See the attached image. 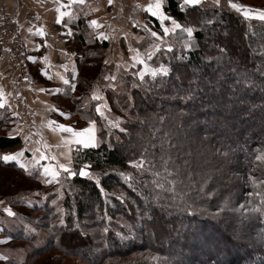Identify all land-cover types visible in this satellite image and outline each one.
<instances>
[{"label": "trees", "instance_id": "trees-1", "mask_svg": "<svg viewBox=\"0 0 264 264\" xmlns=\"http://www.w3.org/2000/svg\"><path fill=\"white\" fill-rule=\"evenodd\" d=\"M230 5V0H202L194 6L165 0L168 16L194 29L199 49L183 48L188 40L183 28L171 33V52L163 50L146 61L172 67L163 81L147 74L140 81L133 75L141 67L138 63L109 80L106 42L95 47V41L84 38L85 30L78 34L82 48L93 45L83 50L72 77L74 87H67L65 98L72 115L95 121L96 137L105 143L93 149L75 146L72 169L95 173L99 186L61 171L59 182L50 188L34 166L32 171L16 161H3L2 151L18 145L21 137L13 135V121L0 108V202L13 213L0 218V230L17 254L0 264H33L54 249L64 256L52 259L56 264H264V159H257L264 157V20L252 15L258 8L264 11V0L251 8L248 18ZM151 19L155 26L161 24ZM150 41L135 44L147 52ZM212 44L226 45V60L231 61L227 68L236 67L254 83L237 84L227 68L225 79L217 83L215 64L210 67L201 59L217 54ZM181 54L189 59H174ZM194 66L203 72L190 84ZM134 82L141 87H133ZM96 90L102 99L93 98ZM189 91L193 100L174 99ZM101 104L103 116L96 111ZM181 109L187 115H181ZM188 118L194 119L193 129L183 137L182 123ZM110 122L126 131L111 128L109 135ZM228 148L235 151L225 162L216 153ZM121 171L132 179L125 182ZM30 192L33 199H24ZM157 193L163 197L159 202L153 200ZM145 197L154 215L150 228L141 218L148 207ZM57 207L63 209L66 225L74 221L81 228L59 231ZM104 227L109 230L104 232ZM17 242L23 245H13Z\"/></svg>", "mask_w": 264, "mask_h": 264}, {"label": "crops", "instance_id": "crops-1", "mask_svg": "<svg viewBox=\"0 0 264 264\" xmlns=\"http://www.w3.org/2000/svg\"><path fill=\"white\" fill-rule=\"evenodd\" d=\"M0 3H6L17 19L21 41L28 58H33L29 59L30 79L22 80L0 46V104L3 105L0 108L6 109L13 119V135L21 137L18 145L4 149L2 155L22 150L24 153L16 162L24 167L27 163L36 165L35 169L40 166L43 171L44 166H55L71 156L73 133L62 131L59 125L82 132L77 117L67 112L60 99L65 97L63 89H67L70 76L75 75L83 50L91 49L94 41L95 47L106 42V53L109 42L101 33L112 37L120 35L125 28L149 32L148 28L155 25L148 6L155 0H112L111 4L108 0H0ZM164 3L165 0L163 7ZM92 20L96 25H92ZM84 30L87 33L84 38L92 42L88 41L85 49L78 42V34ZM40 32L44 34L39 35ZM118 50L123 52L121 48ZM64 79L69 83L65 84ZM41 155L45 158L40 159ZM34 158L39 164L34 163ZM6 238L0 230V246Z\"/></svg>", "mask_w": 264, "mask_h": 264}, {"label": "snow or ice", "instance_id": "snow-or-ice-1", "mask_svg": "<svg viewBox=\"0 0 264 264\" xmlns=\"http://www.w3.org/2000/svg\"><path fill=\"white\" fill-rule=\"evenodd\" d=\"M200 2V0H184L185 5L191 4V5H197ZM218 2V0H217ZM108 3L111 4L112 0H108ZM232 9L236 10L237 12H241L243 11V15L245 18L249 17V10H245L244 6L242 5H238V4H231L230 5ZM163 9V0H155L154 4H150L148 6V11L151 13V15L153 17H157L158 20L163 23L166 20H171L172 23V29H169L167 27H165L163 29L164 33L167 34L169 31H174L175 29H180L181 28V24H179L176 19H174L171 16L165 15ZM259 19L264 20V11L259 13ZM60 21H57V23H59ZM92 25H96V21L92 20L91 21ZM209 23H211V21H209ZM146 27V26H145ZM147 30V27H146ZM183 31L186 32L188 40L183 44V48L185 49H189V50H197L199 49V44L198 43H194L193 39H194V29L192 27H185L183 28ZM43 32H40L39 35H43ZM71 34V33H69ZM151 35L153 37H155L157 35V33L155 31L151 32ZM101 36L104 37V39H108V37L104 34L101 33ZM210 48H215L217 51L216 55H208L205 54L203 57H201L202 62L207 63L210 67L213 65V63L215 64V67L212 68L213 73L216 74L217 76V83H220L221 81H223L225 79V76L227 74V72L225 71V68H227V65L231 64L230 60H226V56H227V51L226 48L227 46L225 45V47H220L217 44H212L209 45ZM160 49V45L156 44L154 46V50L153 52L148 55L147 59L148 60H152L153 56L156 54L157 51H159ZM171 47H169V52H171ZM29 59H33L32 57H29ZM175 60L177 61H187L189 59V56L187 54H181L178 56L174 57ZM138 62L144 65V68L137 72V73H133V75H136L139 77L140 81H144L145 79V75H150L153 80H155L157 77H159L161 79V81H163L165 78L169 77L170 73L173 71L172 67H170L169 65H166L164 63H160L159 67H151L149 66L144 59H138ZM132 67H135V64L132 65ZM227 71L231 72L234 76L237 77V80L235 81L237 84L240 83H248V84H252L254 83V81H252L250 79V77H248L245 73H241L238 71V69L236 67H230L227 68ZM257 71H260L259 69H257ZM203 72V68L201 67H197L194 66L193 67V79L189 82L194 83L197 79H199V75ZM260 75L264 76V71H260ZM244 77L243 79H240V77ZM177 79H179V77H177ZM64 83L68 84L69 81L67 79H64ZM74 87V86H73ZM133 87H141L140 84L137 83H133ZM43 90V89H42ZM57 91H59V89H57ZM2 95V94H0ZM94 99H102V97L99 96H94ZM178 98L182 101H184L185 103H187L188 101H191L194 99V96L192 95V93L186 92L185 95L181 96V97H174ZM129 99H131L129 97ZM3 105L0 104V107H2ZM131 107V105H129ZM96 111L103 116V112H101L100 108L97 107ZM61 115H63L64 113L61 112ZM181 115H187V112H185L183 109H181ZM130 119H139V117H130ZM160 120H163L164 117L160 116L159 117ZM60 129L62 131H67V132H71L73 133L74 136V142L76 144L82 145L84 149H93V148H99L101 146V144L105 143V141L103 139H97L96 137V129H95V121L92 122V127L86 128L84 130V132L89 133L90 135L87 138H82L84 136V133L82 132H75L71 127H66L65 125L61 124L59 125ZM111 128H119V130L121 132L126 131L125 128L120 126V123L118 122H110V129H109V135H111ZM101 136H103V130L101 129ZM117 139H119L117 137ZM206 139V137H205ZM109 147H111V145H108ZM234 149L228 148L225 151H219L217 150V155L219 157H221V159L225 162L230 161L231 156L234 154ZM80 150L77 149V153L79 154ZM23 153H16V154H6L2 157L3 161L5 162H9V161H16L18 159L19 156H22ZM45 157L43 155H41L40 159H44ZM52 159H54V157H52ZM257 159H264V157H257ZM73 162V158L71 156H67V163H57V165L53 166V165H46L43 167V175L44 177H49L50 179H46L45 183H53V182H59L58 178L61 176V171L66 173L68 177L72 178V177H76L77 175H79V177L81 178H87L89 180H94L95 183L97 184V186H99L100 184V180L99 177L95 175V173H90L89 171H86L85 168H80L78 173L76 171H74L71 167H69V165H71ZM34 163L35 164H39V160H36L34 158ZM135 167L139 168L140 165L136 164L134 165ZM21 167H23V165H21ZM87 167V166H86ZM119 176L121 178H123V180L125 182L129 181L130 179H132L131 174L130 173H126V172H119ZM128 187H132L131 184H128ZM157 187H162L161 185L157 184ZM101 191H103V189L101 188ZM200 191H203V187H201ZM61 196L63 195V193L60 194ZM149 195H152L151 193H149ZM208 195H211V193H209ZM163 199V197L157 193L154 197L153 200L156 202H159V200ZM145 201L146 203H148V207L144 210L143 215H142V219L145 220V227L146 228H150L152 226H154V215L152 212V205L151 202H148V197H145ZM52 204L56 205L57 201L56 200H52ZM172 205H169V207H171ZM185 211H187V208L184 209ZM6 212H8L9 215H13V213L11 212L10 209H5ZM57 211L60 213V216L58 218V224L61 227V229L59 231H63L65 228H67L69 231L72 229V227H75L77 230H79L81 228V224L79 222H74V221H69V223L66 225L65 223V218L63 215V209H60L59 207H57ZM71 215H74L71 214ZM152 222V223H150ZM126 227H131V225H125ZM104 232H107L109 229L108 227H104L102 229ZM87 233L85 232V235ZM118 236H120V238L126 239L127 237L121 235L120 233H117ZM57 238H59L57 236ZM65 241L60 240V243H64Z\"/></svg>", "mask_w": 264, "mask_h": 264}, {"label": "rangeland", "instance_id": "rangeland-1", "mask_svg": "<svg viewBox=\"0 0 264 264\" xmlns=\"http://www.w3.org/2000/svg\"><path fill=\"white\" fill-rule=\"evenodd\" d=\"M211 1L218 3V2H220L222 0H218V2H217V0H211ZM225 1H228V0H225ZM233 3L244 6L245 10H249V16H250V14H252L251 13V8L255 9L256 5L260 6L263 3V0H230V4H233ZM2 5H5L6 8H7L8 14L13 16V13L9 10L7 4L6 3H0V7ZM260 12L261 11L258 8L257 13H253L252 15L253 16H255V15L259 16ZM137 25L138 24H136V26ZM165 27H167L169 29H172L171 20H166L163 23H161L159 26H153V27L148 28L150 33L148 31H143L142 28L139 29L140 33H139V30H128L127 28H125V30L122 31V33L120 35H112V37L109 36L108 39H106L109 42V46H108V50H106L107 54H105V58H104L105 62H106V65H108L107 67H109V73H108L109 74L108 75L109 80L113 79L119 71L124 70V69L127 70L128 67L131 68V66L133 64H135V63L140 64L141 67L138 69V72L141 71L144 68V65L139 63L138 59H144L145 62H146L148 60L147 59L148 55H150L153 52L154 46L156 44L160 45V49L156 53L162 52L163 50H168L170 45H171V43H173V37L170 36V34L171 33L176 34L175 31L177 29H175L174 31H169L167 34H165L164 31H163V29ZM181 28H183L182 24H181ZM153 31H155L157 33V35L155 37H153L151 35V32H153ZM224 36H225V34L222 35V37H221L222 41L221 42L224 41V39H225ZM147 40H151L150 43L148 44L149 46H147L149 48L147 52H145L144 49H142V48L139 49L136 46V44H135V43L140 42V41H143L142 44H147L146 43ZM237 44H238V42L235 43V45H237ZM120 48L123 50L124 53L120 52L118 50ZM87 50H89V48ZM118 51L120 53L119 55H117ZM7 58H9V57H7ZM148 65L151 66V67H154L151 64H148ZM29 70H30V67H29ZM30 71H29V78L28 79H30V75L32 74V72L30 73ZM69 79H70V83H69V85H67V87L68 86L72 87L74 85L72 83L73 82L72 81V79H73L72 76H70ZM63 91L64 92L62 93V95L64 97L66 95L65 93L67 92L66 87L63 89ZM193 94H194V92L192 93V95ZM93 96H99L98 95V90L95 91V94ZM60 100L62 101L63 107H67V112L69 114H71V112H70L71 111L70 110L71 106H70L69 101L67 100V98L64 97L62 99V97H61ZM104 106H105V104H104ZM99 108H100L101 112H103V110H104L103 109V104L99 105ZM8 119L11 120V122L13 121L11 115L9 116ZM77 120L79 121V126L78 127H80V129L82 130V133H84V136L82 138H87L90 134L84 132V130L86 128L92 127V123H90V122L87 123L86 121H84V120H82V119H80L78 117H77ZM193 120L194 119H192V118H188L187 120L183 121V123H182L183 125L181 127V129H182L181 130V134L183 135V137H186L187 135H190L189 132L193 129V127L191 125ZM203 124H204V121L201 120V121H199L198 125L201 127ZM56 127H58V125H56ZM189 140L191 142L193 141V139L191 137H190ZM78 145L79 144H76L74 142V139H73V141L71 142V145L69 146L70 151H71V157H72V153H73L74 147L78 146ZM80 146H82V145H80ZM21 152L24 153V151H22V150H21ZM38 154H41V153H38ZM195 156H197V160H198V156L199 155L195 154ZM30 158H27V159H30ZM25 161H26V159H25ZM61 162L66 164L67 163V159L62 160ZM28 164H30V163H27L25 165V168H27L29 170H32L33 169V168H31L32 165L31 164L28 165ZM33 166L35 168L36 165H33ZM72 166H73V162H72L71 165H69V167L72 168ZM38 168L39 169H35V170H38V173L43 174V171L41 170L40 166ZM8 173H10V172H8ZM230 173L232 174V171ZM46 179H50V178L49 177H45V180ZM46 184H47L48 187L52 188L56 184V182H53V183H50V184L46 183ZM33 196H34L33 193L30 192V193H28V195L26 197H24V199L32 200ZM2 208H3V210L1 212L0 218L1 217H6V213H7L5 211V209L7 208V203L4 202V201H3V204H2ZM8 209H10V208L8 207ZM17 209H19V211L26 212L23 207H19ZM13 245L17 246V245H23V244H22V242H17L16 244L13 243ZM15 250H16L15 248H13L10 245H8V238H6V240H4L3 243L0 246V260L3 261L2 258L6 259V257L17 256V254L14 252ZM173 250H172V253H173ZM61 253L62 252H60L59 250L54 249V250L50 251L49 253L40 255L38 258H36L37 260H35L33 262V264H50V262L52 264H56L55 260L52 261V259H59V258L63 259L64 256ZM46 259H48L47 263H45ZM66 259H71V258H66Z\"/></svg>", "mask_w": 264, "mask_h": 264}, {"label": "built area", "instance_id": "built-area-1", "mask_svg": "<svg viewBox=\"0 0 264 264\" xmlns=\"http://www.w3.org/2000/svg\"><path fill=\"white\" fill-rule=\"evenodd\" d=\"M17 19L8 14L5 5L0 7V46L8 53L17 76L26 80L29 78V58L26 48L19 37Z\"/></svg>", "mask_w": 264, "mask_h": 264}, {"label": "water", "instance_id": "water-1", "mask_svg": "<svg viewBox=\"0 0 264 264\" xmlns=\"http://www.w3.org/2000/svg\"><path fill=\"white\" fill-rule=\"evenodd\" d=\"M200 1H202V0H200ZM182 2L184 3V0H182ZM185 4V3H184ZM188 5H190V6H194V5H191V4H188ZM86 171H88L87 169H85Z\"/></svg>", "mask_w": 264, "mask_h": 264}]
</instances>
